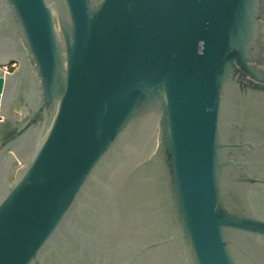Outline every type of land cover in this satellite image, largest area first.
I'll use <instances>...</instances> for the list:
<instances>
[{
  "label": "water",
  "instance_id": "1",
  "mask_svg": "<svg viewBox=\"0 0 264 264\" xmlns=\"http://www.w3.org/2000/svg\"><path fill=\"white\" fill-rule=\"evenodd\" d=\"M0 30V264H264L227 135L264 96V0H0Z\"/></svg>",
  "mask_w": 264,
  "mask_h": 264
},
{
  "label": "flooded vegetation",
  "instance_id": "2",
  "mask_svg": "<svg viewBox=\"0 0 264 264\" xmlns=\"http://www.w3.org/2000/svg\"><path fill=\"white\" fill-rule=\"evenodd\" d=\"M5 29L9 36L10 32L7 28ZM0 32L2 31L0 30ZM18 66L19 64L16 61L15 67L9 73L12 74ZM27 78L22 83L24 89L20 99V95L16 92V84L10 80L5 101V111L7 113L12 112L17 103L23 106V103L27 102L26 100H28V95L30 96V89L32 88V81ZM249 98L250 96L243 97L244 103L241 105L240 123L236 126H231L227 135L229 142L232 144L230 150L232 156L234 155L233 158L240 161L242 169L259 179L264 178V96L257 95L251 99ZM5 118L1 114L0 123ZM5 122L7 124L11 121L8 119ZM20 149L28 150L22 147ZM13 163L14 160L11 161L4 156H0V194L4 192L5 184H10L18 174ZM249 188L254 208L264 211V184L250 182ZM256 241L257 245L252 247L259 261L264 258V239L256 238Z\"/></svg>",
  "mask_w": 264,
  "mask_h": 264
},
{
  "label": "built area",
  "instance_id": "3",
  "mask_svg": "<svg viewBox=\"0 0 264 264\" xmlns=\"http://www.w3.org/2000/svg\"><path fill=\"white\" fill-rule=\"evenodd\" d=\"M15 67V62H9L5 63L1 66V68L4 70V72H11V70ZM1 115V114H0Z\"/></svg>",
  "mask_w": 264,
  "mask_h": 264
},
{
  "label": "rangeland",
  "instance_id": "4",
  "mask_svg": "<svg viewBox=\"0 0 264 264\" xmlns=\"http://www.w3.org/2000/svg\"><path fill=\"white\" fill-rule=\"evenodd\" d=\"M14 62V61H13ZM19 114H23V112H19Z\"/></svg>",
  "mask_w": 264,
  "mask_h": 264
}]
</instances>
